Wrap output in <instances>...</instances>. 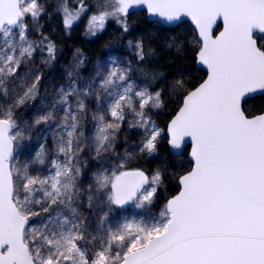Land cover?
Segmentation results:
<instances>
[{"label": "snow or ice", "instance_id": "6c2138e0", "mask_svg": "<svg viewBox=\"0 0 264 264\" xmlns=\"http://www.w3.org/2000/svg\"><path fill=\"white\" fill-rule=\"evenodd\" d=\"M49 5L0 0V264H264V108L246 107L264 96V0ZM134 9L192 25L168 48L191 51L203 76L168 86L177 107L164 127L153 117L166 77L143 39L128 41L135 67L110 57L89 69L77 50L51 89L41 70L60 53L42 17L59 15L68 33L84 22L96 37L113 21L129 33ZM125 126L139 139L118 151ZM164 143L190 144V166L171 173L177 191L159 206L169 170L139 162Z\"/></svg>", "mask_w": 264, "mask_h": 264}, {"label": "trees", "instance_id": "16d2710c", "mask_svg": "<svg viewBox=\"0 0 264 264\" xmlns=\"http://www.w3.org/2000/svg\"><path fill=\"white\" fill-rule=\"evenodd\" d=\"M56 2L57 0H50V5L48 7L49 13L54 12ZM131 12L132 14L129 18V33H124L119 25L113 21L109 22L106 30L96 37L85 35L84 22H80L78 26H75L71 32L68 33L64 30L59 15H53L51 19L47 18V26L43 32L57 44L60 53L54 66L51 68L48 66H41V70L45 74V83L48 87L51 86L52 82L61 81L64 75L62 74V66L70 64L71 57L77 50L85 54L87 61L103 59L111 52L128 55L133 61V67H135V52L132 54L127 49V43L129 40L135 42L136 40L143 39L145 46L155 53V57L151 62V67L157 69L166 77V79H162L159 84V87L165 90V107L158 110V115L153 117L161 127H164L177 107V102L175 98L170 95L168 86L173 83L179 75H184L186 78L189 75L196 76L197 78L203 76V71L194 63L193 53L191 51L186 50L178 54L175 48H168V44L172 41V38H179L181 41L189 38L192 34V25L188 21H184L179 23L178 26L166 27L160 22L156 23L150 21L147 18L145 10ZM35 38L39 40V36L36 34ZM37 59H39V57H37ZM57 77H59V79H57ZM49 80L52 81L50 84L48 83ZM37 103L39 102L37 101ZM246 107L257 111L264 108V96H256L255 98L249 99ZM30 108L31 107H26L19 114L21 120H26ZM125 138H127L129 145H131L130 143L136 138L135 130H128L125 126L124 130L120 133V143L117 145L118 151L123 150L125 146L123 141ZM188 150L189 148L187 147L182 155L177 156L172 154L169 150V146L164 143L158 157L147 158L139 162L149 171H153L157 168L162 170L167 168L169 170L167 173L168 178L165 180V186L159 193V205H163V202L177 191L175 181L171 180L170 176L172 172H182L190 166Z\"/></svg>", "mask_w": 264, "mask_h": 264}, {"label": "rangeland", "instance_id": "374dc122", "mask_svg": "<svg viewBox=\"0 0 264 264\" xmlns=\"http://www.w3.org/2000/svg\"><path fill=\"white\" fill-rule=\"evenodd\" d=\"M47 18H48V17L45 16V17H42L41 20H40V23L43 24V31L46 29V26H47V25H46V24H47ZM32 35L35 37V33H34V32L32 33ZM35 39H36V38H35ZM127 49H128V43H127ZM128 50H129V49H128ZM79 52H80V51H79ZM130 52L133 54V52H135V49L133 48ZM76 53H77V52H75V54L72 55L70 64L65 65V66H62V74L65 73V69H67V68H69V67L71 66V64H72V62H73V58H74V56L76 55ZM80 53H82V52H80ZM82 54H83L84 57H86L84 53H82ZM110 57H118V58H120V59H122V60H124V59L131 60V58H130L128 55H123V54H120V53H117V52H111V53H109V54H108L105 58H103V59H97V60H94V61H88V68L91 69L92 66L95 65L97 62L106 61V60H107L108 58H110ZM63 76H64V75H63ZM57 79H59V77H57ZM51 82H52L51 80L48 81L49 84H50ZM63 82H64L63 78H61V81L52 82L53 85L51 84V86L49 87V89H51L52 87H54L57 83H63ZM38 102H39V101H38ZM37 104H38V103H37ZM92 107H93V109H94V108H95V105L93 104ZM34 115H35V114L33 113L32 108H30L29 111H28V113H27V118H26V120L31 121V119L34 118ZM135 132H136V131H135ZM138 139H139V135H138V133L136 132V138H135V140H133L130 144L134 143V142L137 141ZM35 143H38V141L36 140V138H35V136H34V138H33V145H35ZM159 206H162V205H159ZM159 206H158L157 209H155L154 211H158V210H159ZM135 211H136L135 209H131V208H129L127 214H132V213H134Z\"/></svg>", "mask_w": 264, "mask_h": 264}, {"label": "water", "instance_id": "95a60500", "mask_svg": "<svg viewBox=\"0 0 264 264\" xmlns=\"http://www.w3.org/2000/svg\"><path fill=\"white\" fill-rule=\"evenodd\" d=\"M140 10H143V9H134V10H131V11H140ZM147 14V13H146ZM147 18L150 20V21H156L157 20V18H155V17H150L148 14H147ZM185 21H187V20H185ZM189 23H190V21H188ZM163 26H166V27H172V26H176L175 24H173V25H169V24H167V23H164V22H160ZM191 24V23H190ZM198 67V66H197ZM189 148V150H188V153L190 152V144H188V145H186L184 148H182L181 150H179V152H177L176 150H171L170 148H169V150H170V152L172 153V154H174V155H177V156H180V155H182L183 153H184V151L186 150V148ZM188 159H189V156H188Z\"/></svg>", "mask_w": 264, "mask_h": 264}]
</instances>
